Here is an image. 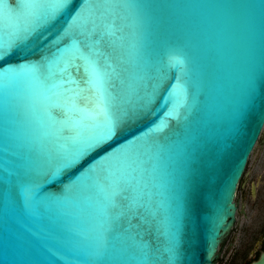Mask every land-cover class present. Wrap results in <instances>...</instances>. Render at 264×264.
I'll use <instances>...</instances> for the list:
<instances>
[{
    "label": "water",
    "instance_id": "95a60500",
    "mask_svg": "<svg viewBox=\"0 0 264 264\" xmlns=\"http://www.w3.org/2000/svg\"><path fill=\"white\" fill-rule=\"evenodd\" d=\"M37 2L0 0V47L26 54L8 56L10 67L0 69V264H215L264 126V90L238 131L233 120L250 84L264 85V0H71L50 23L44 13L56 0ZM105 24L115 32L102 45L116 70L110 90L143 111L46 182L60 168L58 153L95 129L84 121L73 132L63 122L46 130L49 93L26 69L51 62L59 38L70 56L76 38ZM174 53L185 61L180 69L169 66ZM179 73L185 103L160 130L168 109L154 85ZM113 188L126 189L138 210L111 207ZM161 191L173 209L168 228L153 220ZM173 234L178 261L163 257ZM250 264H264V251Z\"/></svg>",
    "mask_w": 264,
    "mask_h": 264
},
{
    "label": "snow or ice",
    "instance_id": "6c2138e0",
    "mask_svg": "<svg viewBox=\"0 0 264 264\" xmlns=\"http://www.w3.org/2000/svg\"><path fill=\"white\" fill-rule=\"evenodd\" d=\"M35 2L38 3L37 0ZM70 2L71 0H56L55 7L45 11V22L54 21L57 15L70 5ZM73 19L75 21L77 17ZM114 35L112 27L107 24L99 30L93 28L87 36H84V39H75L71 45L70 56L62 48L64 38L61 37L56 42L57 46L51 62L32 63L26 69L33 77L42 82L49 93L42 104L44 110L42 126L46 130L63 122V130L73 132L78 130L84 121L94 126L95 129L93 134L81 135L75 139V146L72 150L58 153L60 168L50 172L45 177L46 182L57 179L59 173L64 169H71L79 165L93 151L119 134L128 120L138 117L143 111V109L124 105L110 90L109 86L116 70L113 68L114 62L111 55L104 50L102 45L106 37ZM68 39L72 41L73 38L68 37ZM13 54L26 55L22 52L20 45L6 44L0 47V69L10 67L4 61ZM44 59L42 56L41 60ZM184 63L185 61L179 53H174L169 58V66L173 69L182 68ZM53 65L57 67L58 71L52 70ZM81 70L84 73L82 79L73 76V72L79 73ZM154 87L156 92L153 95L161 93L163 107L168 109L165 112V119L160 125V130H163L167 127V118L175 119L180 108L183 107L187 85L179 73L169 76L167 80L157 81ZM262 90H264V85L258 81H253L250 84L247 97L233 116L234 128L237 131L239 125L246 118L249 105L254 102L257 94ZM57 95H64L66 102L64 104L56 103ZM107 199L111 207L126 203L130 210L139 208L135 200H129V193L126 189L113 188ZM172 219L173 209L170 198L165 195L164 191H161L159 209L153 220L163 228H168L172 224ZM179 256V243L173 234V239L167 244L163 257L171 261H178Z\"/></svg>",
    "mask_w": 264,
    "mask_h": 264
},
{
    "label": "rangeland",
    "instance_id": "374dc122",
    "mask_svg": "<svg viewBox=\"0 0 264 264\" xmlns=\"http://www.w3.org/2000/svg\"><path fill=\"white\" fill-rule=\"evenodd\" d=\"M234 201L235 220L218 246L215 264L248 262L264 240V126L248 157Z\"/></svg>",
    "mask_w": 264,
    "mask_h": 264
},
{
    "label": "flooded vegetation",
    "instance_id": "af4514ba",
    "mask_svg": "<svg viewBox=\"0 0 264 264\" xmlns=\"http://www.w3.org/2000/svg\"><path fill=\"white\" fill-rule=\"evenodd\" d=\"M238 187V186H237ZM254 184L251 185V191H253L254 189ZM264 251V240L260 241V244L258 246V248L254 251L253 253V257L248 261V262H244L243 264H250V262L254 259H257L260 255V253Z\"/></svg>",
    "mask_w": 264,
    "mask_h": 264
}]
</instances>
